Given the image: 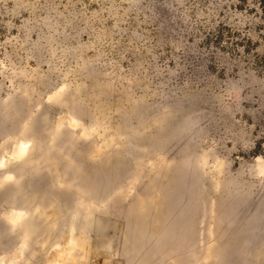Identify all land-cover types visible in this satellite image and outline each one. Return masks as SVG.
Here are the masks:
<instances>
[{
    "label": "rangeland",
    "instance_id": "obj_1",
    "mask_svg": "<svg viewBox=\"0 0 264 264\" xmlns=\"http://www.w3.org/2000/svg\"><path fill=\"white\" fill-rule=\"evenodd\" d=\"M100 263L264 264V0H0V264Z\"/></svg>",
    "mask_w": 264,
    "mask_h": 264
},
{
    "label": "bare ground",
    "instance_id": "obj_2",
    "mask_svg": "<svg viewBox=\"0 0 264 264\" xmlns=\"http://www.w3.org/2000/svg\"><path fill=\"white\" fill-rule=\"evenodd\" d=\"M23 152H24V151H23ZM111 167H112V166H111ZM55 253H56V252H55ZM54 255H55V254H54ZM56 255H57V254H56ZM57 256H58V255H57ZM57 256H56V257H57ZM54 259H55V258H54Z\"/></svg>",
    "mask_w": 264,
    "mask_h": 264
},
{
    "label": "built area",
    "instance_id": "obj_3",
    "mask_svg": "<svg viewBox=\"0 0 264 264\" xmlns=\"http://www.w3.org/2000/svg\"><path fill=\"white\" fill-rule=\"evenodd\" d=\"M100 264H106V263H100Z\"/></svg>",
    "mask_w": 264,
    "mask_h": 264
}]
</instances>
